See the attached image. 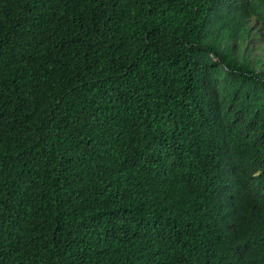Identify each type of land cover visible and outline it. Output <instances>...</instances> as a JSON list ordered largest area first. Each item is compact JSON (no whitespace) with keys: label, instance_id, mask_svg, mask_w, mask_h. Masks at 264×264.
Wrapping results in <instances>:
<instances>
[{"label":"trees","instance_id":"1","mask_svg":"<svg viewBox=\"0 0 264 264\" xmlns=\"http://www.w3.org/2000/svg\"><path fill=\"white\" fill-rule=\"evenodd\" d=\"M0 264H264V0H0Z\"/></svg>","mask_w":264,"mask_h":264}]
</instances>
